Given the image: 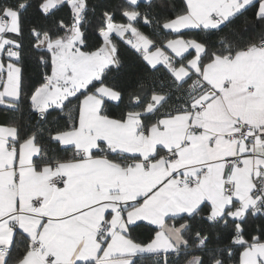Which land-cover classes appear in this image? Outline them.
Listing matches in <instances>:
<instances>
[{"label":"snow or ice","instance_id":"6c2138e0","mask_svg":"<svg viewBox=\"0 0 264 264\" xmlns=\"http://www.w3.org/2000/svg\"><path fill=\"white\" fill-rule=\"evenodd\" d=\"M0 264H264V0H0Z\"/></svg>","mask_w":264,"mask_h":264}]
</instances>
